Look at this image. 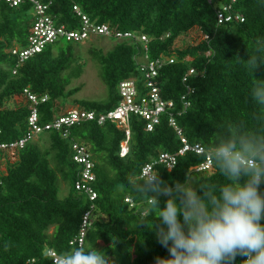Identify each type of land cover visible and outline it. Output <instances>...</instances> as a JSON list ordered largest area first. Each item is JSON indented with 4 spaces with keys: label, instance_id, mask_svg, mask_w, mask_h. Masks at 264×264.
I'll use <instances>...</instances> for the list:
<instances>
[{
    "label": "trees",
    "instance_id": "trees-1",
    "mask_svg": "<svg viewBox=\"0 0 264 264\" xmlns=\"http://www.w3.org/2000/svg\"><path fill=\"white\" fill-rule=\"evenodd\" d=\"M52 3L49 14L58 26L79 31L82 26L74 8L93 22L113 30L133 33L149 40L148 57L173 59L159 73L158 85L166 101L175 103V116L182 135L191 146L205 148L211 136L223 130L227 123L245 122L253 127L252 114L258 110L251 99L252 79L234 60L239 55L247 59L264 42V0H238L233 10L244 19V24L218 25L217 12L221 5L207 0H39ZM229 4L231 0H217ZM36 17L32 5L12 8L0 3V144H10L27 137L30 105L24 99L28 91L39 98V124L47 126L67 115L69 100L80 92L71 88L80 80L87 63L77 53L81 44L59 42L47 47L18 66L12 55L15 47L24 48ZM197 32L198 43L175 49L176 43ZM207 36L208 42L201 41ZM143 47L141 44L118 42L105 53L92 48L89 54L97 64L99 78L107 89L101 101H74L72 110L80 109L96 114H107L121 102L119 85L134 79L143 90ZM18 66V67H17ZM196 75L188 84L183 80L190 70ZM16 71V74H14ZM264 79V66L255 73ZM194 94H188V88ZM190 107L184 110L183 97ZM16 98H21L18 103ZM129 152L121 157L127 142L126 131L112 123L99 126L86 122L65 131H48L37 136L20 150L12 161L0 153V264H53L48 251L60 254L71 248L79 236L82 220L90 209L89 199L76 191L79 167L74 162V145L85 147L93 161L98 193L95 222L87 236L86 246L105 248L116 264H155L157 257H168L153 228L137 226L142 214L151 226L154 213H145V202L129 187L117 191V185H128L133 172L142 169L161 154H177L183 144L169 126V117L162 116L161 124L152 133L146 122L131 117ZM204 156L187 153L178 158L172 171L160 166L157 171L169 185L195 175L208 183H224V178L213 168L211 173L196 174L193 168L205 162ZM59 182L68 186L69 195L59 199ZM198 187V185H196ZM264 192V184L261 185ZM132 199L135 208L126 204ZM166 197L161 196L163 207ZM182 219V217H181ZM264 222V221H262ZM158 223V221H156ZM9 249L5 251V242ZM111 246V247H110ZM244 257L237 256L236 264Z\"/></svg>",
    "mask_w": 264,
    "mask_h": 264
},
{
    "label": "clouds",
    "instance_id": "clouds-1",
    "mask_svg": "<svg viewBox=\"0 0 264 264\" xmlns=\"http://www.w3.org/2000/svg\"><path fill=\"white\" fill-rule=\"evenodd\" d=\"M257 45L247 50V59L234 57L252 79L250 95L258 108L252 114L254 126L227 123L202 152L225 182H202L187 175L183 183L169 185L157 169H150L139 176L130 174L128 185H117V191L130 187L143 198L145 213H154L151 226L145 214L137 226L153 228L169 253L157 257L155 264H236L237 256L245 258L240 264H264V79L255 75L264 66V42ZM161 196L167 198L163 207ZM9 247L6 241L5 251ZM54 264L116 261L106 250L79 245L60 253Z\"/></svg>",
    "mask_w": 264,
    "mask_h": 264
},
{
    "label": "built area",
    "instance_id": "built-area-1",
    "mask_svg": "<svg viewBox=\"0 0 264 264\" xmlns=\"http://www.w3.org/2000/svg\"><path fill=\"white\" fill-rule=\"evenodd\" d=\"M209 4L221 5L220 10L217 12L218 25H228L232 23L244 24L245 19L233 10L234 5L238 0H231L229 4H219L217 0H207ZM219 1V0H218ZM4 2L12 8H18L25 4L32 5L36 20L34 26L30 32L28 42L24 48L15 47L12 51V55L18 59V66L24 64L36 55L41 54L47 47L59 42H68L73 44H83L84 42L92 38H104L117 42H129L134 44H141L143 47V66L142 72L145 77V85L143 90H140L137 86V81L134 79L123 81L119 85V95L121 102L118 107L107 114H96L95 112H88L86 110H72L67 115L61 116L56 119L54 123L47 126H41L39 124V106L42 103L47 102L48 98H39L38 96L26 91L25 100L30 105V116L28 120L29 133L26 138L21 139L18 142L10 144H0V153L8 155V157L14 161L16 154L22 150L27 143L33 141L37 136L48 131H65V136L69 134V129L86 122L97 123L99 126H103L106 123H112L119 128L126 131L127 142L122 146L121 157L124 158L129 152L128 142L131 136L130 120L135 116L146 122L147 132L152 133L157 126L161 124V118L164 115L169 117V126L175 130V132L181 138L183 148L177 154H161L159 158L151 163L147 164L141 172V175L150 169H156L157 167H164L169 172L172 171L178 162L179 157L185 156L187 153H194L198 156H203L202 152L204 148L201 146H191L187 140L183 138L182 130L178 125L175 116V103L172 101H166L161 95V90L158 85V77L160 71L166 65H173L174 60L163 58L150 61L148 57L149 53V40L145 36H137L133 33H124L113 30L107 25H100L93 22L89 17L83 15L78 8H74V11L81 18L82 26L79 31H70L66 26H58L56 21L49 14L52 3L44 4L39 0H0V3ZM201 41L208 42L209 38L204 36ZM17 66V67H18ZM16 74V71H14ZM196 75L194 69L190 70L188 75L183 80L184 84H188L189 80ZM188 94H194V90L188 88ZM184 110L190 107V103L187 101V97H183ZM75 151L74 162L79 167V177L75 185L76 191L85 195L90 203V209L85 213L79 236L72 242L71 246H86V239L90 231L92 230L95 222V210L96 202L98 200V193L95 191L93 184L96 181L94 173L95 165L91 161V156L85 147L80 145H74ZM192 171L196 174L211 173L213 172V166L205 159V162ZM132 209L135 208V203L132 199H126ZM47 255L54 260L59 254L54 251H48Z\"/></svg>",
    "mask_w": 264,
    "mask_h": 264
},
{
    "label": "rangeland",
    "instance_id": "rangeland-1",
    "mask_svg": "<svg viewBox=\"0 0 264 264\" xmlns=\"http://www.w3.org/2000/svg\"><path fill=\"white\" fill-rule=\"evenodd\" d=\"M199 40L200 38L197 37V32H194L191 37L179 40L175 45V49H184L189 44L198 43ZM117 44V41L110 39L92 38L84 42L80 47L77 48V53L82 56L83 60L87 63V66L82 78L80 80L74 81L72 84L71 88H80V92L69 100V104L66 107L67 110L72 111L74 101H101L107 97V89L99 78L98 66L92 60L89 51L90 49L97 47L103 49L105 53H108L109 51L113 50V48ZM15 101L19 103L21 101V98H16ZM192 177L196 178L195 175H193ZM58 185V198L65 199L69 195V188L61 182H59ZM100 249L105 250V248L103 247H101Z\"/></svg>",
    "mask_w": 264,
    "mask_h": 264
}]
</instances>
